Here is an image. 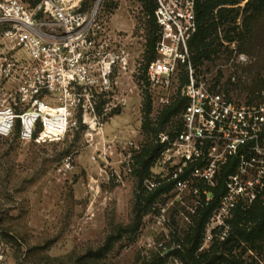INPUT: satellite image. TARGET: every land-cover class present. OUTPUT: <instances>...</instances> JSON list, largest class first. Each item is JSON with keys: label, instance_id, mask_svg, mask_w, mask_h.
<instances>
[{"label": "rangeland", "instance_id": "obj_1", "mask_svg": "<svg viewBox=\"0 0 264 264\" xmlns=\"http://www.w3.org/2000/svg\"><path fill=\"white\" fill-rule=\"evenodd\" d=\"M21 1L30 10L41 2ZM97 1L84 0V6ZM232 1L213 11L200 45L187 49L196 79L241 107L264 101V39L242 38L248 0ZM151 4L100 0L106 54L119 59L106 89H92V109H67L66 128L55 135L37 128L30 142L16 134L0 137V264H264V236L239 237L255 230L256 222L233 221L234 210L222 227L213 221L216 208L200 246L189 252L200 207L168 181L180 164V146L171 153L167 148L182 131L184 105L165 113L183 101L187 74L180 67L168 90L149 92L145 73L155 59ZM219 8L224 12L216 16ZM35 15L48 21L40 11ZM92 115L95 124L83 120ZM65 159L71 169L63 168ZM258 203L264 206V199L245 210Z\"/></svg>", "mask_w": 264, "mask_h": 264}, {"label": "built area", "instance_id": "obj_2", "mask_svg": "<svg viewBox=\"0 0 264 264\" xmlns=\"http://www.w3.org/2000/svg\"><path fill=\"white\" fill-rule=\"evenodd\" d=\"M150 1L157 39L145 73L149 92L168 90L180 67L187 74L180 91L182 131L167 148L171 153L180 146V164L168 181L195 200V207L220 200L213 221L226 227L237 206L245 210L264 199V101L235 106L196 79L187 49L196 32V0ZM99 2L88 7L84 0H42L35 10L45 21L21 0H0V137L16 131L21 142H30L37 128L55 135L66 128L67 109H92V89H106L119 59L106 54ZM83 120L96 122L93 115ZM160 142L169 140L160 136ZM232 161L234 171L219 190L222 171ZM63 168L71 169L69 159Z\"/></svg>", "mask_w": 264, "mask_h": 264}, {"label": "trees", "instance_id": "obj_3", "mask_svg": "<svg viewBox=\"0 0 264 264\" xmlns=\"http://www.w3.org/2000/svg\"><path fill=\"white\" fill-rule=\"evenodd\" d=\"M241 1L243 0H234L232 1V3L233 5H235V4L240 3ZM225 3L228 4L229 3L228 0H196V6H195L196 32L188 41L190 50L191 48H197L200 45L201 38L203 39V33L205 32V30L207 31L213 24L211 25L207 24L206 28L204 27V25L208 21L215 18L214 14H212L213 11L220 6L226 5ZM153 9H154L153 5L151 4V18H152V25L155 29L154 34H155V41H156L157 26L155 25V22L153 19ZM223 12H224L223 8H219L216 11V16ZM244 13L246 14V16L244 17L243 22L246 25V27H248V29L246 31V35L242 36V38L244 37V39H249V40L262 39V38L264 39V0H248L244 6ZM155 41L153 43V46L155 44ZM152 51H153V48H152ZM183 83H184V80H183ZM183 101L176 102L175 100L176 104H174L173 106L167 107L168 109H167V112L165 113L166 114H170L171 112L175 113L176 110L179 109V107L181 108V105H185V100ZM13 134H16L17 136L16 131ZM33 139H35V134H34ZM154 154L155 153H153L151 157L153 159L155 158ZM234 167H235L234 162L232 161L228 166H226L223 169L219 190H221L223 186V180L225 179V176L227 174L232 173L234 171ZM160 191L161 190H157L156 193H159ZM219 202L220 200H211L207 206L203 205L202 207L198 208L196 212L197 219L192 228V232H194L195 235L193 236V239H192L193 249L189 251L191 254L195 253L198 247L200 246L202 242V233L204 231L205 225L208 219L211 217L213 211L218 207ZM239 209L240 208L238 206L234 209V212H233L234 220L233 221L239 219L242 222H252V223L256 222L254 223L256 227L255 230L254 229L250 230V232H247V233L239 232V237H241L245 241H248V239H252L253 241L254 240L256 241L258 240L259 236H264V206L258 203L252 206L248 210L241 211ZM232 230H234L233 226H232ZM237 231H239V229H237ZM183 249L184 251H187L185 247ZM177 253L179 254V251Z\"/></svg>", "mask_w": 264, "mask_h": 264}]
</instances>
